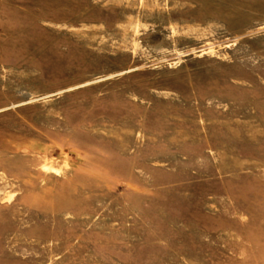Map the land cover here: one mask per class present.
Listing matches in <instances>:
<instances>
[{"label":"rangeland","instance_id":"obj_1","mask_svg":"<svg viewBox=\"0 0 264 264\" xmlns=\"http://www.w3.org/2000/svg\"><path fill=\"white\" fill-rule=\"evenodd\" d=\"M0 264H264V0H0Z\"/></svg>","mask_w":264,"mask_h":264}]
</instances>
